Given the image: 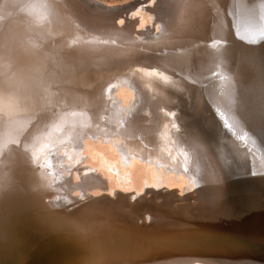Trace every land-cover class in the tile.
I'll return each instance as SVG.
<instances>
[{"label": "bare ground", "instance_id": "1", "mask_svg": "<svg viewBox=\"0 0 264 264\" xmlns=\"http://www.w3.org/2000/svg\"><path fill=\"white\" fill-rule=\"evenodd\" d=\"M58 1L60 4L56 0H33L31 4L41 5L26 14L25 9H15L16 16H12L5 0H0V22L3 24L9 16L15 22L0 29V66L17 65L21 60L7 61L11 56L7 54L13 55L26 42L32 44V49L24 46L28 48L22 61L33 62L31 58L37 53L43 55V59L28 64L23 81L22 72L1 76L7 88L0 93L11 99V106L0 98V144L20 146L24 145L23 139L31 143L35 138H25L26 134L41 130V122L50 127L69 116L55 126L53 135L68 132L72 123L86 126L54 147H71L74 153L84 148L99 161L103 171L84 164L76 168L80 176L93 179V193L88 197L87 192L89 204L81 202L71 211L74 206L51 197L50 190H61L55 187L56 178L50 177L55 180L53 187H42L33 180L24 184L27 191H23L13 176V170L19 167L23 178L25 172L40 166L37 159L43 157L35 147L40 143L13 150V154L8 152L10 161L0 163V199H8L7 204L15 209L11 217L17 224H3L6 227L0 232V256L10 253L31 257L35 253L34 264H176L177 258L186 260L185 253L204 249L211 262L264 264V0H137L129 4L133 13L126 17V23L112 26L117 33L113 36L119 40L114 38L117 44L112 46L84 41L82 31L76 30L80 28L72 29L75 22L68 21L75 19L66 11L74 0ZM168 4L170 8H164ZM121 9L111 12L119 17ZM170 11H174L172 18ZM76 22L77 27H83L82 20ZM169 23L172 35L161 33L152 43L151 29L165 30ZM130 31L136 37L134 33L130 36ZM141 56H148L153 63L136 64ZM136 95L138 104L133 102ZM46 102L50 103L48 110H44ZM72 107L85 116L74 114ZM154 114L158 115L152 121ZM30 119L37 121L33 127ZM95 125L100 132L91 130ZM20 130L26 133L21 140ZM75 140H80L79 145ZM109 149L114 157L107 156ZM52 156L54 153L41 169L57 175L60 171L49 166L58 163ZM138 167L143 174L150 171L145 181L153 193L135 185L132 172ZM16 188L19 197L6 198ZM227 190L234 204L231 210L220 206L219 198H225ZM117 191L120 197L114 199ZM184 192L185 197L190 196L185 203ZM200 192H212L217 201L214 224L206 228L202 226L206 204L189 202L200 198ZM78 193L74 195L78 197ZM150 193L157 196L146 197ZM47 196L50 199L45 202H51L50 209L44 205ZM122 203L133 212L145 208L146 223L139 221L140 227L134 226L130 218L121 217ZM58 204L67 211L57 208ZM78 210L80 214H76ZM187 210L198 213L184 217V221L175 218ZM234 210L239 225H233ZM151 212L163 220L152 221ZM110 224L117 226V231L102 230ZM156 228L160 230L157 234L153 232ZM206 229L215 233L209 234ZM217 249L225 252L216 253Z\"/></svg>", "mask_w": 264, "mask_h": 264}, {"label": "rangeland", "instance_id": "2", "mask_svg": "<svg viewBox=\"0 0 264 264\" xmlns=\"http://www.w3.org/2000/svg\"><path fill=\"white\" fill-rule=\"evenodd\" d=\"M33 1V0H32ZM31 0H5V3L7 4V6H8V9H9V14H11L12 16L14 15V16H16V14H15V12H13V11H16L17 9H18V12H19V10H23V9H25V10H27L26 12H25V14L26 13H29V12H32V11H34L35 9H36V7H37V5H41V3L39 2V4H38V2H36V3H33V4H31L30 2H32ZM57 1V3L58 4H60V2L58 1V0H56ZM62 1H64V2H62V3H65V1L66 0H62ZM79 1V2H78ZM83 1V2H82ZM137 0H74V4H72L71 5V7L72 8H70V9H67L66 8V11H70V13L72 14V16H74L75 17V19H72V18H68V21H73V22H75L74 24H73V26L75 27H73L72 29H76V28H80V29H76L77 31H82V32H80V35H81V38L84 40V41H86V42H95V43H102V44H106V45H111V43H116V41H115V39L114 38H116V40H118L117 39V37H115V36H113V35H116L117 33H116V31H114V29L112 28V26L113 25H118V24H125L126 23V17L128 16V18L132 15V11H129V9H130V5L131 4H133L134 2H136ZM81 2V3H80ZM94 2V3H93ZM98 2V3H97ZM14 3V4H13ZM23 3V4H22ZM26 3V4H25ZM100 3L102 4V5H100ZM29 4V6L27 7V5ZM31 4V5H30ZM83 4V5H82ZM130 4V5H129ZM23 5V6H22ZM123 7H122V6ZM115 6V7H114ZM118 8H117V7ZM120 6V7H119ZM169 7L170 8V6H169V4L168 5H165L164 6V8L165 7ZM97 7V8H96ZM124 7H129V8H124ZM98 8H99V10H98ZM109 8V9H108ZM115 8V9H114ZM121 8H123V9H121ZM16 9V10H15ZM89 9H91V10H89ZM109 11H108V10ZM111 9V10H110ZM112 9L113 10H116V9H121L120 11H119V14H120V16L119 17H117V16H115V15H113V13L111 12L112 11ZM94 10V11H93ZM86 13H85V12ZM100 11V12H99ZM99 14H98V13ZM104 12V13H103ZM121 12V13H120ZM122 12H123V14H122ZM105 14V15H104ZM111 14V15H110ZM168 14L170 15V18H172L174 15V11H170V12H168ZM90 15V16H89ZM122 16V17H121ZM10 17L11 16H9V18H8V20H3V24L0 22V29L2 28V27H5L8 23H13L14 22V20L13 19H10ZM101 17H103V18H101ZM104 17H106V18H104ZM111 17H113V18H111ZM111 18V19H110ZM158 18H163V16L161 15H159V17ZM157 18V19H158ZM10 19V20H9ZM77 19L78 20H82L83 21V23H84V25H83V27L82 26H78L77 27ZM121 20V21H120ZM166 21H168V19H166ZM67 22V21H66ZM72 22V23H73ZM15 23V22H14ZM67 23H69V22H67ZM168 23V22H167ZM70 25L68 26L69 28L70 27H72V24H71V22L69 23ZM141 24V23H140ZM149 24H150V22H149ZM148 24V25H149ZM171 24L172 23H169V24H167V26H165V30H163L162 29V27H161V29H158L157 27H151V26H149V27H151L150 29H151V31L153 32V34H150L149 36L151 37L150 39H152L151 40V42L153 43V41H156L154 38L156 37V36H158V35H161V33H166L165 34V37H167V35L168 36H170V35H172L171 34V31L172 30H170L171 29ZM76 25V26H75ZM111 26V27H110ZM143 27L144 26H142L141 28L143 29ZM145 27H146V25H145ZM144 27V29H143V31H145V32H147L148 30H146V28ZM136 29L137 30H139V27H136ZM87 31H88V33H87ZM95 31V32H94ZM98 31V32H97ZM161 31V32H160ZM94 32V33H93ZM97 32V33H96ZM109 32H111V33H109ZM113 32V33H112ZM81 33H83V34H81ZM85 33V34H84ZM90 33H91V35H94V36H91L90 35ZM93 33V34H92ZM115 33V34H114ZM132 33H134V31L133 32H131L130 31V33H128L130 36H131V34ZM89 34V35H88ZM85 35V36H84ZM98 35H101V37L102 38H104V39H107L106 37H109L107 40H105V41H109L111 38V41H109L108 43L107 42H105L104 41V39H100V36H98ZM102 35H104L105 37H103ZM153 35V36H152ZM98 36V37H97ZM110 36H112V37H110ZM132 36H134V37H136V34L134 33V35H132ZM84 37H87V38H84ZM92 37V38H91ZM12 38V37H11ZM96 39H99V40H96ZM154 39V40H153ZM102 41V42H101ZM119 41V40H118ZM99 43V44H100ZM26 44L28 45V47H29V49L28 50H31L32 49V44H30L29 42H26ZM117 44V43H116ZM27 45H23V46H21V47H23V48H18L17 49V51H19V52H17V51H15V52H17L18 53V55H16L15 54V52H14V54L12 55V53H9V55L7 54V56H10V60L8 59L7 61H10V62H15L17 59H20L21 61H19V62H17V65H13V64H11L12 65V67H11V65L10 66H6L5 64L4 65H1L0 66V90L2 91V90H4V89H6L7 88V86L6 85H4L3 84V81L1 80V76L2 75H5V74H7V75H11V74H15V75H20L21 73H19V72H26L27 71V67L29 66L28 64H31V63H33L35 60H37V59H43V58H41L42 56H41V54L42 53H37V55L34 57H32L31 59H34L33 60V62L31 61V60H29V59H27V60H24V61H22L23 59H22V57H24V54L26 53L24 50H26L27 48H25L24 46H27ZM29 45H31V46H29ZM101 45V44H100ZM105 46V45H104ZM112 46V45H111ZM1 48V47H0ZM31 48V49H30ZM23 49V50H22ZM22 50V51H21ZM10 51H12V50H10ZM9 51V52H10ZM19 53H24L22 56L19 54ZM14 56V57H13ZM134 56H136V54H134L133 55V57ZM12 57V58H11ZM19 57H21V58H19ZM37 58V59H36ZM83 60H84V58H82ZM147 59V60H146ZM85 61V60H84ZM135 63L136 64H138V65H151L152 63H153V60L151 59V58H148V56H147V58H145V57H143L142 58V56L140 57V58H137L136 60H135ZM149 63H151V64H149ZM3 66V67H2ZM16 66V67H15ZM2 67V68H1ZM15 67V68H14ZM7 68V69H6ZM22 68H24V69H22ZM16 71V72H15ZM128 74H130V73H132V71H128L127 72ZM133 74V73H132ZM23 75V76H22ZM21 75V77L20 78H22V81H23V77H27V74L26 73H23ZM46 75V74H45ZM4 86V87H3ZM114 85L112 84V85H110L109 86V88H111V87H113ZM3 95V93L1 94L0 93V98H5V100L7 101H5L4 99H2L4 102H6V104L8 103L9 105H10V103H9V101L11 100L10 98L8 99H6V97H7V95H4V96H2ZM37 95V94H36ZM76 100V99H75ZM148 98H147V101H145V103H147L148 102ZM138 101H139V97H138V95H136V99H134V103H136V104H138ZM1 103H3V102H1ZM7 104V105H8ZM49 104L50 103H48V102H46V105H45V107H44V110H48L49 108H47L48 106H49ZM149 104V102L147 103V105ZM11 106V105H10ZM34 105H29V107H33ZM79 107V105H77V108ZM10 108V107H9ZM137 108H138V106H137ZM149 108V107H148ZM32 109V108H31ZM71 109H73V107L71 108ZM11 110V109H10ZM74 110V109H73ZM50 111L52 112V110L50 109ZM68 111H69V109H68ZM11 112V111H10ZM53 112H55V111H53ZM66 112H67V110H66ZM11 113H13V112H11ZM34 113V112H33ZM74 114H76V115H79V116H85V114H83V113H80V112H78V111H75L74 110ZM157 115L158 114H154L153 115V117H152V121H153V119H155V118H157ZM73 116H75V115H73V114H71V117H73ZM35 118H37L36 116H34ZM69 118V116H66V117H64V118H62L61 120L59 119V120H57V121H59V122H57L56 121V123L55 124H53L52 126H50V127H47V125H46V123L45 122H41V125H44L43 127H42V129L41 130H39V129H34V130H32V131H30V133H25L24 131H21L20 130V132H19V134H20V140L24 137V135L26 134L27 136L25 137V138H27L28 136L29 137H31V138H35V139H32L33 141L31 142V143H25V139H23V143H24V145H20V146H15V144H12V147H11V144L9 145L10 146V148H9V146H7V142L4 144V145H6L5 147H4V145L2 144H0V148H2L0 151V155H2V157L0 156V160H1V162L0 163H5V161H10V159L8 158V152L9 153H12L13 154V150H19L20 148H25V147H28V146H33V144L35 143V142H38V143H40L39 145H37V146H35L36 147V149L38 150L39 149V151L41 152L40 154V156L41 157H43L42 159H40V158H38L37 160H38V162H40V166H38L37 165V167L36 168H31V171L30 172H25L27 175L26 176H24L23 178H20V174H19V171L22 169L21 167H19V168H17L16 170H13V176H14V178L20 183L19 185H20V187L22 188V190L24 191V190H26L27 191V188H26V186H25V188H24V184H27V183H29V181H33V180H35V182H37L38 184H40L42 187L43 186H49V187H53V186H51L53 183H55V180H52L53 178H56V180H57V182L55 183V187H57V186H59L60 188H61V190L62 191H66L67 189V193H63L61 190L60 191H55L54 190V192L53 191H49V192H51L52 194V196L51 197H53L52 199L54 200V199H64L65 200V204L67 205V206H74V209H71V211H73V210H75V209H78L79 207H77V205H81V202H83V203H86V204H89L90 203V201H88L87 199H88V197H91L92 196V193H93V191H91L92 190V186H91V184H90V181H93V179H88V177H86V176H80L81 174L79 173V172H75L76 171V168L79 166V165H82V164H84V165H86V167H91V166H95V167H97V171L98 172H102L103 171V168L101 167V166H99L100 165V163H99V161H97L95 158H93V157H90L91 155L89 154V153H87V150L86 149H82V151H80V153H74L73 152V150H72V148L70 147H68V148H64V149H62V147L59 149V148H56V147H54V145L55 144H57V143H59V142H61V141H64V140H66V139H68V138H70V137H75L76 135H78V131L79 132H81V128L83 127V126H86L85 124H82V123H72L71 124V129H70V127L68 128V129H70L68 132L70 133H68V132H66V131H64V132H62V134H61V132H59L58 134L56 133V135H53V133L54 132H56L54 129H55V126L56 125H58V124H60V122L62 123L64 120H67ZM22 119H23V117H22ZM2 120V117H1V114H0V121ZM47 120H52V119H47ZM56 120V119H55ZM30 121V124L32 125L31 127H33L35 124H36V120L35 119H30L29 120ZM54 121V120H53ZM142 124L144 125V119H142ZM45 125H46V127H45ZM75 125V126H74ZM22 128V126H19V128ZM97 129L96 130V132H100V130H99V126L98 125H95V127L94 128H91V130H94V129ZM79 129V130H78ZM43 131H45V132H43ZM71 131V132H70ZM68 133V135H66ZM6 135H10V133L8 134V132L7 133H5ZM40 134H42V135H40ZM43 134H45V135H43ZM91 134H93V135H95L96 133H91ZM59 135V136H58ZM65 135V136H64ZM70 135V136H69ZM84 135V134H83ZM46 136V137H45ZM48 136V137H47ZM61 137H63V138H61ZM44 138V139H43ZM56 138H57V140H56ZM61 138V139H60ZM51 139V140H50ZM89 139H91V138H89ZM38 140V141H37ZM41 142H40V141ZM49 140V141H48ZM46 141V142H45ZM54 141H56V142H54ZM3 141H0V143H2ZM42 142H45L44 144L42 143ZM48 142V143H47ZM77 145H79V143H80V140H75L74 141ZM38 143H35V144H38ZM70 143V142H69ZM69 143H67V145L69 144ZM9 144V143H8ZM27 144V145H26ZM66 145V146H67ZM10 149V151L8 150V148ZM54 147V148H53ZM47 149V150H46ZM5 150V151H4ZM67 150H69V152L67 153ZM84 150V151H83ZM7 151V152H6ZM50 151V152H49ZM61 151V155H58L56 152H60ZM109 151H111V152H109ZM109 151H107V153L109 152L110 153V155L112 154V152H113V150L112 149H109ZM6 152V153H5ZM43 152V153H42ZM45 153H47V154H53L54 153V156H52L51 157V159H54V158H56L57 159V161L56 162H58V163H52V164H50L49 166H51V167H53V169H57V170H59L60 171V173L59 174H57V175H54L53 173H51V172H49L48 170H47V168H42L41 169V167H43V166H41V165H44V162L45 161H47V159H50V157L49 156H51V155H46L45 157L43 156V155H45ZM83 153L85 154H87L86 155V157L83 155ZM64 154V155H63ZM74 154H76V155H74ZM6 155V156H5ZM82 155V156H81ZM107 155L108 157H114V155ZM3 158H4V160H3ZM6 158V159H5ZM69 158V159H68ZM112 159V158H111ZM72 161V162H71ZM83 161V162H82ZM68 162V163H67ZM85 162V163H84ZM102 165V164H101ZM73 166V167H72ZM101 167V168H100ZM41 170H40V169ZM75 168V169H74ZM92 169V168H91ZM45 171V174H43V172ZM74 172H75V174H74ZM133 174V178H134V182H135V185L136 186H138V187H140V186H143V191H145V189H148L147 188V184H146V181H145V175H149L150 176V171L148 172V171H146L145 170V173L146 174H143V169L142 168H140V167H138L137 169L135 168V169H133V172H132ZM76 174H77V176H76ZM61 175V176H60ZM17 176H19V177H17ZM34 176H37L38 178H36V177H34ZM173 176H174V174H173ZM50 177L52 178V179H50ZM77 177V178H76ZM24 179H25V181H24ZM48 179H50V180H48ZM75 179L77 180V181H80V182H75ZM20 180L22 181V183H23V187H22V185H21V182H20ZM28 180V181H27ZM53 182H52V181ZM89 180V181H88ZM111 180V179H110ZM52 182V183H51ZM75 182V183H74ZM109 183V182H108ZM112 183H113V180L111 181V185H112ZM190 184H189V188L191 187V185H192V181H190L189 182ZM49 184V185H48ZM70 184V185H69ZM72 185V186H71ZM82 185V186H81ZM46 186V187H47ZM79 187V189H77ZM184 187H186V186H184ZM1 188V187H0ZM6 188V187H5ZM67 188V189H66ZM82 188V189H81ZM6 189H8V188H6ZM75 190H77V191H75ZM88 191H90V192H88ZM148 191L149 192H154L153 190H150V189H148ZM206 191V190H205ZM72 192H73V194H72ZM79 192V193H78ZM89 193V195L90 196H88V193ZM44 193V195H45V192H43ZM48 192H46V195H48L47 194ZM70 193V194H69ZM74 193H75V195H77L76 193H78V197L77 196H75L74 195ZM91 193V194H90ZM129 192H126V194H128ZM136 193V192H135ZM119 191H117L116 193H115V195H114V199H116L117 198V196L118 197H120L119 195ZM141 194H143V192H141ZM141 194H140V196L139 197H141ZM3 194L2 193H0V197L2 196ZM55 195V196H54ZM74 197H73V196ZM130 195V194H129ZM16 196H18L19 197V193L17 192V188L14 190V194H11L10 195V197H6V198H9V199H12V200H14V198H16ZM50 196H47V197H45L44 198V205L48 208V209H50L51 207H52V205H51V202H49L48 203V201L47 202H45L46 200H48V199H50L49 197ZM86 196H88L87 198H86ZM116 196V197H115ZM135 196V195H134ZM137 196V195H136ZM156 197L157 195H152L151 193L150 194H148V196H146V197H149V198H153V197ZM186 195H185V192H184V197H185ZM75 198L77 199V200H75ZM82 198H84V200L82 201ZM86 198V199H85ZM101 198H103V199H105L103 196L101 197ZM134 198V197H133ZM136 198V197H135ZM134 198V199H135ZM185 198H187V197H185ZM80 199V200H79ZM132 199V198H131ZM142 199V198H141ZM190 199V196H189V198H187V199H183L184 201H182L183 203H185L187 200H189ZM220 200V202L222 203H220V206L222 205V206H226L227 207V209L229 210L230 208H232L233 206H234V204L232 205L231 204V196H230V194H229V192H228V190H227V192H226V197L225 198H219ZM0 200H2V199H0ZM79 200V201H78ZM7 201H8V199H6V200H2V202H0V232H1V230L3 229V228H5L6 226L5 225H15V224H17L16 223V220L13 218V217H11V215H13L14 213H15V209L13 208V207H11L9 204H7ZM137 202V200H134L133 201V203L134 204H136V202ZM161 202H163L162 200H160ZM210 201V202H209ZM212 201V202H211ZM154 202V201H153ZM191 204H194V205H196V204H199V203H202V204H206L205 205V208H204V215H205V223L202 225L203 227H209L210 225H213L214 224V211H213V208L216 206L215 204H216V200L214 199V194H212V192H210L209 194H204V193H202V192H200V198H197L196 199V201H189ZM208 202H209V204H208ZM127 203V202H126ZM125 203V204H126ZM196 203V204H195ZM125 204H121V205H125ZM214 204V205H213ZM227 204V205H226ZM232 205V206H231ZM57 208H59V209H62V210H64V211H67V209L65 208V207H60V205L58 204L57 205ZM130 206L129 205H125L124 207H122V210H121V213H122V215H121V217H128V219L130 218L132 221H133V223H134V226H139L140 224H138L139 223V221H140V223H141V221H142V223H146L145 222V220H143L144 218H145V216H146V212L145 211H147L145 208L144 209H141V210H135V211H137V214H134V212L133 211H130ZM125 209V210H124ZM140 209V208H139ZM212 209V210H211ZM231 210V209H230ZM70 210H69V212H71ZM79 211V210H78ZM76 211V214H80L81 213V211ZM120 211V210H119ZM124 212V213H123ZM145 212V213H144ZM200 212V211H199ZM232 212V211H231ZM234 213H233V216H234V220L232 221L233 222V225H239L240 223H238V217L236 216V210H234L233 211ZM148 213V212H147ZM196 213H198V211H196V210H187L186 212L185 211H183V212H179L177 215H179V216H176L175 218H179V219H181V221H184V217H186L187 218V216H193V214L195 215ZM182 214H184V215H182ZM117 215V214H116ZM117 216H119V215H117ZM152 216V217H151ZM216 216H217V214H216ZM150 217L152 218V221L153 220H156V222L157 221H161V220H163L159 215H156L155 213H150ZM202 217V216H201ZM219 217H221V218H219V219H223L224 217L222 216V215H220L219 214ZM217 219H218V216L216 217ZM151 223V222H150ZM3 224H5V225H3ZM146 225H149L150 227H151V225L150 224H146ZM154 227H156L155 225H153ZM152 226V227H153ZM8 227V226H7ZM117 226H113L112 224H110L109 226H107V227H103L102 226V230L103 231H110L111 229H112V231H117V229H118V227H117V229L115 230V228H116ZM140 227V226H139ZM149 227V228H150ZM120 228V227H119ZM159 228V227H158ZM97 230L96 231H102L101 230V228L100 229H98V228H96ZM107 229V230H106ZM159 229H153V232L155 233V234H157L158 232H160V230L158 231ZM137 231H139V230H137ZM157 231V232H156ZM4 232H5V229H4ZM148 232H152V230H150V229H148ZM162 232V231H161ZM205 232H208L209 234H214L215 232L214 231H209L208 229H206L205 230ZM1 235H3L2 233H0V238L2 237ZM120 235H122V233H120ZM120 235H119V237H120ZM137 235H138V233H137ZM216 237V236H215ZM118 239V238H117ZM212 239H213V237H212ZM199 251H200V253H201V255H200V253H199ZM203 252V254H202V252ZM193 252V251H192ZM192 252H189V253H185L184 255L187 257H185V256H183L186 260H182L183 262H185V263H183L182 261H181V259H182V257H180V258H177V263L178 264H220L219 262H217V261H214V262H211V261H209L210 259H212V258H210L211 256H207V255H210L209 253H207V251L206 250H198V252L196 251V252H193V254H192ZM215 252L216 253H220V252H225V250H222V249H217V250H215ZM197 253H199V254H197ZM205 253H207V254H205ZM0 255H1V253H0ZM189 255V256H188ZM191 255V256H190ZM193 255V256H192ZM204 255V256H203ZM181 256V255H180ZM201 256V257H200ZM206 256V257H205ZM27 257V256H26ZM25 256H17L16 254L15 255H10V253H9V255H7V254H2V256H0V260H2V262H0V264L2 263H6V262H9V264H19L18 262H21V264H34V259L36 258V254L34 253L31 257H27L26 258ZM188 257H190V258H188ZM192 257V258H191ZM196 257V258H195ZM197 257H199V258H197ZM201 258H202V261H201ZM210 258V259H209ZM12 259V260H11ZM179 259H180V261H179ZM187 259L189 260V262L187 261ZM190 259L191 260H193V259H195L194 261H190ZM187 261V262H186ZM233 261H235V263L236 264H240V262H238V261H236V260H233ZM169 262L170 261H167V263L169 264ZM182 262V263H181ZM166 262H165V264H167ZM172 263V262H171ZM170 263V264H171ZM175 263H176V261H175ZM176 263V264H177ZM234 263V262H233ZM232 263V264H233ZM234 263V264H235ZM172 264H174V262L172 263Z\"/></svg>", "mask_w": 264, "mask_h": 264}]
</instances>
